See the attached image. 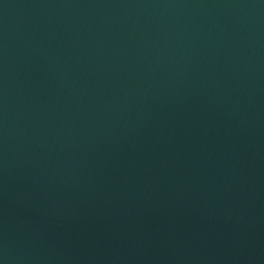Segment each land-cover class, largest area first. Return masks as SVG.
I'll list each match as a JSON object with an SVG mask.
<instances>
[{
    "label": "water",
    "instance_id": "1",
    "mask_svg": "<svg viewBox=\"0 0 264 264\" xmlns=\"http://www.w3.org/2000/svg\"><path fill=\"white\" fill-rule=\"evenodd\" d=\"M0 264H264V0H0Z\"/></svg>",
    "mask_w": 264,
    "mask_h": 264
}]
</instances>
